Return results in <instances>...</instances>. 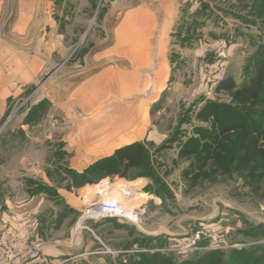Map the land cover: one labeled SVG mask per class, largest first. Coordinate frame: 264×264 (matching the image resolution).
Here are the masks:
<instances>
[{"label":"rangeland","instance_id":"1","mask_svg":"<svg viewBox=\"0 0 264 264\" xmlns=\"http://www.w3.org/2000/svg\"><path fill=\"white\" fill-rule=\"evenodd\" d=\"M263 59L264 0H0V264H264V175L179 156ZM135 141L126 177L90 171Z\"/></svg>","mask_w":264,"mask_h":264},{"label":"trees","instance_id":"2","mask_svg":"<svg viewBox=\"0 0 264 264\" xmlns=\"http://www.w3.org/2000/svg\"><path fill=\"white\" fill-rule=\"evenodd\" d=\"M217 91L228 94L227 101L207 100L197 117L207 123L195 129L179 149L180 157H188L184 175L193 182L207 167L225 172L251 168L257 179L264 175V59L247 79L237 85L232 77L218 82ZM146 161V148L138 141L118 148L111 157L90 166L91 172L103 176L126 177L131 168ZM144 264H169L165 258L149 259ZM180 264H222L217 251L207 252L197 260Z\"/></svg>","mask_w":264,"mask_h":264},{"label":"built area","instance_id":"3","mask_svg":"<svg viewBox=\"0 0 264 264\" xmlns=\"http://www.w3.org/2000/svg\"><path fill=\"white\" fill-rule=\"evenodd\" d=\"M117 206H119L117 203L111 202V203H107L106 205H103V206L100 205L99 209L102 210L104 215H108V212L109 213H117L116 212ZM109 216H113V215H109ZM115 216H117V215H115ZM121 217L128 218L130 220H135L137 218V215H136V213H131L129 211V212H125L124 215ZM35 249L39 250V245H35ZM34 256H35V254H34Z\"/></svg>","mask_w":264,"mask_h":264},{"label":"crops","instance_id":"4","mask_svg":"<svg viewBox=\"0 0 264 264\" xmlns=\"http://www.w3.org/2000/svg\"><path fill=\"white\" fill-rule=\"evenodd\" d=\"M4 200H5V202H4V204H3L4 207H6V206H7V207H11V200H10V198L7 197V199L5 198ZM0 218H1V220H3V223H4V224H6V222H7V223H10V222H11L9 214L6 213V209L0 211ZM46 250H47V249H46ZM46 250L43 251L42 254H43L44 256H46V257H47V256H52L51 253H53L54 250L50 249L51 253L46 252Z\"/></svg>","mask_w":264,"mask_h":264},{"label":"bare ground","instance_id":"5","mask_svg":"<svg viewBox=\"0 0 264 264\" xmlns=\"http://www.w3.org/2000/svg\"><path fill=\"white\" fill-rule=\"evenodd\" d=\"M118 210V206H117V209H116V211ZM115 215H119V214H117V213H115Z\"/></svg>","mask_w":264,"mask_h":264}]
</instances>
